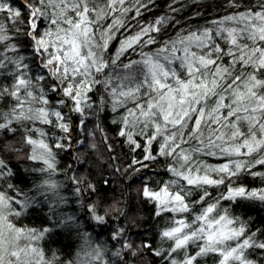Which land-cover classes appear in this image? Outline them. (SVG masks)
I'll return each mask as SVG.
<instances>
[{"label": "snow or ice", "instance_id": "1", "mask_svg": "<svg viewBox=\"0 0 264 264\" xmlns=\"http://www.w3.org/2000/svg\"><path fill=\"white\" fill-rule=\"evenodd\" d=\"M149 3L0 0V132L21 133L24 147L16 152L34 165L26 171L41 175L25 191L17 167L0 157V264H55L43 244L57 229L78 230V218L60 207L66 201L53 179L60 171L56 150L70 148L73 132L83 130L90 116L109 111L130 151L142 152L127 175L141 174L139 197L165 221L158 234L165 243L143 248L160 264H207L209 255L215 264H264L255 259L264 256V230L222 206H264V187L236 184L241 174L260 176L253 169L264 167V0L226 15L215 28L169 39L155 35L168 23L165 17L137 22L136 31L125 23ZM229 3L239 8L235 0ZM117 33L123 39L112 52ZM205 157L221 163L209 164ZM159 158L167 162V180L145 173ZM72 179L82 193V181ZM221 186L215 195L209 191ZM45 204L48 226L14 222ZM86 211L97 224L108 223L107 212L95 205ZM112 238L133 255L138 251L124 229ZM89 249L81 264H109V255L127 264L120 249Z\"/></svg>", "mask_w": 264, "mask_h": 264}, {"label": "trees", "instance_id": "2", "mask_svg": "<svg viewBox=\"0 0 264 264\" xmlns=\"http://www.w3.org/2000/svg\"><path fill=\"white\" fill-rule=\"evenodd\" d=\"M260 2L261 0H235L239 8H233L229 0H150L148 8L142 9L141 16L136 20H126L125 23L131 24L132 31H136L137 22L148 24L157 18L165 17L168 23L155 35L159 39H169L188 31L215 28V22L226 15L258 6ZM120 31L124 32L123 29ZM122 39L123 35L117 33V38L110 44V51L114 52ZM221 44L223 46V42ZM27 54H30V50H27ZM227 59L225 58V64ZM113 119H116V114L110 111L101 113L99 117L90 116L83 130L73 132L71 147L56 150L60 171L53 179L61 185V195L66 201L61 203L60 207L66 210L64 215L78 218V230L57 229L58 234H54L53 239L43 244L46 257L54 260L55 264H69V261L81 264L85 259V252L90 250L89 245H100L108 253L120 249L122 253L127 254V264H160L159 258L142 245L149 243L154 248H159L165 243L158 236L165 221L155 217L154 207L139 197L138 189L141 184L138 177L141 174L134 172L127 175V166L135 156L142 155V152L139 149L136 152L130 151L124 139L118 136L119 125L114 124ZM22 147L24 146L19 131L15 134L0 132V157L8 159L17 167L19 175L24 178L19 186L28 191L41 180V175L26 171L34 165L16 152V149ZM152 147L155 150L157 145L154 143ZM203 159L212 165L221 163L212 157ZM166 167L165 159L159 158L151 163L150 169H146L145 173H157L158 175H153V180H167L169 174L165 171ZM253 171L260 172L261 175L241 174L236 178V184L248 188L264 187V167L258 166ZM73 177L82 181L79 185L83 189L82 193L76 192L78 185L73 182ZM105 180L108 184L104 183ZM88 184L95 186L94 192L88 189ZM222 190L223 186L219 189H209L214 195ZM197 195L194 193L193 199L197 198ZM92 205H95L101 214L107 212L108 223L99 225L92 219L86 211V208ZM222 206L229 207L233 215L249 221L253 229L264 230V206L254 205L249 201H238L236 204L224 201ZM50 215L51 212L45 204L14 218V222L18 226L41 228L51 223L48 220ZM121 228L124 229L125 237L138 249L135 255L122 249V240L112 238L114 231ZM205 259L207 264H215L217 258L209 255ZM255 259L264 260V256L257 254ZM108 260L109 264H123L120 257L109 255Z\"/></svg>", "mask_w": 264, "mask_h": 264}]
</instances>
